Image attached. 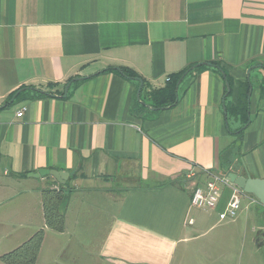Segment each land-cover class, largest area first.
Segmentation results:
<instances>
[{"label":"crops","instance_id":"1","mask_svg":"<svg viewBox=\"0 0 264 264\" xmlns=\"http://www.w3.org/2000/svg\"><path fill=\"white\" fill-rule=\"evenodd\" d=\"M185 71L176 103L154 107ZM0 99V226L17 248L45 230L35 264H237L239 243L262 245L261 227L221 218L231 186L201 214L191 195L225 176V151L264 181V0H0ZM40 170L77 175L63 233L45 226Z\"/></svg>","mask_w":264,"mask_h":264},{"label":"trees","instance_id":"2","mask_svg":"<svg viewBox=\"0 0 264 264\" xmlns=\"http://www.w3.org/2000/svg\"><path fill=\"white\" fill-rule=\"evenodd\" d=\"M120 72L131 79L138 78L137 75L127 68H123ZM186 74V71L180 73L175 77L168 78L167 85L160 90H152L147 96L152 102L153 106L157 109H163L166 107L173 106L177 101L176 87L178 81ZM226 81L232 83L233 80L227 75ZM248 94H249V84H241V96L240 103L235 112V123L237 125V139H241L243 136V128L248 123ZM23 93H16L13 98L21 99ZM36 96H41L36 94ZM238 148L236 149V153ZM233 151H225L219 157L222 162L221 170H223V175H229L234 173L231 170V155ZM26 176V175H20ZM77 175H72L65 184H60L52 177L53 186L42 191V203L43 212L45 219V226L55 232L63 233L65 231V214L63 212V207L69 202L71 195L75 191V188L71 185L76 179ZM45 236V230L41 229L37 231L27 242L22 244L20 247L14 251L3 255L2 259L4 264H35L39 255L41 245L43 243Z\"/></svg>","mask_w":264,"mask_h":264},{"label":"rangeland","instance_id":"3","mask_svg":"<svg viewBox=\"0 0 264 264\" xmlns=\"http://www.w3.org/2000/svg\"><path fill=\"white\" fill-rule=\"evenodd\" d=\"M8 196H2L0 194V214L5 210L7 204L4 203L7 200ZM249 201L243 199L242 201V207L239 212V218H238V223H245L248 221L251 227H261V232L263 233V240H262V245L258 246L255 243V239L258 237V233H254L253 236L251 237L253 240L252 244L244 245L239 243L238 244V262L237 264H264V212H260L259 216H257L255 213L257 209H261L260 207L258 208L257 205L252 204V206H249ZM249 208L250 215H245V208ZM201 210L197 211V213L201 214ZM262 211V210H260ZM15 226L11 224H5L0 226V264H4L3 262V255H6L12 251H14L18 243L16 242V239L13 238V236H18L21 234L15 231ZM11 235V237H9ZM20 237V236H19ZM18 237V238H19ZM249 240V239H248ZM16 242V243H15ZM54 246H51L52 249V256L54 254L53 250ZM51 253L48 251V248L46 251H44L43 256H50ZM41 264V263H40Z\"/></svg>","mask_w":264,"mask_h":264},{"label":"built area","instance_id":"4","mask_svg":"<svg viewBox=\"0 0 264 264\" xmlns=\"http://www.w3.org/2000/svg\"><path fill=\"white\" fill-rule=\"evenodd\" d=\"M2 101L0 99V106ZM27 108H22L17 117L22 118ZM231 186L232 194L225 213L221 215L223 220H235L242 207L243 191L233 184L227 176H213L205 186H196L191 195V206L201 211L214 210L218 207L222 195V187Z\"/></svg>","mask_w":264,"mask_h":264},{"label":"water","instance_id":"5","mask_svg":"<svg viewBox=\"0 0 264 264\" xmlns=\"http://www.w3.org/2000/svg\"><path fill=\"white\" fill-rule=\"evenodd\" d=\"M228 91H229V87H228ZM29 177H34L37 179L44 177H52L58 183L65 184L68 181L70 174L68 172H62L57 170H40L38 171V173L29 174ZM228 177L233 184H235L244 192L254 194L264 205V181L247 179L243 176H239L233 173H231Z\"/></svg>","mask_w":264,"mask_h":264}]
</instances>
